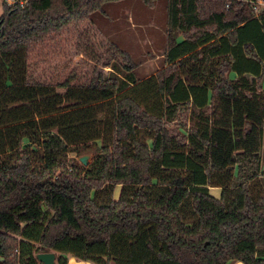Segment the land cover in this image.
<instances>
[{"label":"trees","instance_id":"16d2710c","mask_svg":"<svg viewBox=\"0 0 264 264\" xmlns=\"http://www.w3.org/2000/svg\"><path fill=\"white\" fill-rule=\"evenodd\" d=\"M14 1L0 18V264H264V12L166 0L167 67L139 81L115 43L108 75L69 52L77 34L84 56L91 16L124 0ZM80 148L87 167L69 158Z\"/></svg>","mask_w":264,"mask_h":264},{"label":"rangeland","instance_id":"374dc122","mask_svg":"<svg viewBox=\"0 0 264 264\" xmlns=\"http://www.w3.org/2000/svg\"><path fill=\"white\" fill-rule=\"evenodd\" d=\"M4 3L5 1L0 0V18L5 13ZM123 3H127V6L124 5L125 14L123 7H121L120 17L116 16V18H114V14H111V16L110 14L106 15L105 18L107 21L102 22L106 26L93 20L95 27L101 34L96 33L94 28H90L89 33L81 35L87 44L85 46L84 56H81L77 52L75 43L78 40V35H74L69 49L72 61L74 64H79L83 67L86 62L96 64L95 62L99 59V68L108 75L112 72V69H103L102 67L105 62H109V57L105 53L109 46L108 43L112 42L131 55L135 63L134 74L137 79L155 75L167 67L165 59L162 58L166 53L168 44L167 2L162 0L157 5L155 4L153 8H148V10L145 9L146 7H144L139 0H124ZM261 11H264V7H261L258 12H255L258 14ZM126 16H128V18ZM123 17L124 20H122ZM127 19H132L133 23L128 25ZM93 36H95V38ZM66 39L69 40L70 38L68 37ZM55 64H57V62H41L39 77L44 78V75L52 73ZM146 67L149 71L146 75L142 76V73L146 71ZM88 68L89 66H87V69ZM117 72L118 74H116L118 76H125V73L121 70ZM84 156H89V163L92 161V154L85 152L82 148L74 149V151L69 154V158L79 165H82L80 159ZM260 164L264 167V141L263 148L260 152ZM120 189L121 187L117 188L116 196L119 195ZM211 194L219 198L221 192L211 189Z\"/></svg>","mask_w":264,"mask_h":264},{"label":"crops","instance_id":"0c3cea01","mask_svg":"<svg viewBox=\"0 0 264 264\" xmlns=\"http://www.w3.org/2000/svg\"><path fill=\"white\" fill-rule=\"evenodd\" d=\"M3 1H5V2H7L8 4L11 2V0H3ZM135 1V0H134ZM140 2H141V4L142 5H144V7H146L145 9L146 10H148V8L149 7H147L144 3H142V1L141 0H139ZM160 1H162V0H159V1H157L156 2V5L160 2ZM166 1V0H165ZM124 1H122V2H116V3H109L108 5L106 4L104 7H103V13L101 14V12H96V13H94L91 17H92V20H95V21H98L99 23H102L103 21H107V19L105 18V16L106 15H109L110 14V16H111V14H114V18H116V16L117 17H120L121 16V14H120V11H121V7H123V11H124V14H125V8H124V5L125 6H127V3L126 4H124L123 3ZM109 5H111V6H109ZM131 7V6H130ZM166 8H167V6H166ZM262 12H264V11H261L260 13H258V14H256V16H259ZM127 18H128V16H126ZM130 17H131V14H130ZM103 19V20H102ZM122 20H124V17H123V19ZM128 20V19H127ZM167 20H168V18H167ZM131 23H133V20L132 19H129L128 20V25L130 24L131 25ZM103 24V23H102ZM168 24V23H167ZM109 25V24H108ZM103 26H106L105 24H103ZM123 26V25H122ZM107 30V29H106ZM183 39V37L181 36L180 37V41ZM127 50V49H126ZM128 51V50H127ZM129 52V51H128ZM131 52V51H130ZM166 54V53H165ZM165 54H164V56H162V58H164L165 59ZM165 62H166V60H165ZM148 71H149V69L146 67V71L145 72H143L142 73V76H144V75H146L147 73H148ZM153 76V75H152ZM150 77V76H149ZM137 78V77H136ZM146 78H148V77H146ZM146 78H143V79H137V80H139V81H142V80H144V79H146ZM238 78V75L237 74H235V73H230V79H232V80H235V79H237ZM261 85H262V88L264 89V77H262V79H261ZM212 189H215V190H219V192H221L220 191V189H217V188H212ZM68 264H92V263H90V262H84V261H78L77 259H75L74 257H72V256H68ZM228 264H243L242 262H230V263H228Z\"/></svg>","mask_w":264,"mask_h":264},{"label":"water","instance_id":"95a60500","mask_svg":"<svg viewBox=\"0 0 264 264\" xmlns=\"http://www.w3.org/2000/svg\"><path fill=\"white\" fill-rule=\"evenodd\" d=\"M81 164L84 167H87L89 165V156H84L80 159ZM37 259L42 264H57L56 261V254L51 253H41L37 255ZM3 261V259H2Z\"/></svg>","mask_w":264,"mask_h":264},{"label":"built area","instance_id":"2783aa9c","mask_svg":"<svg viewBox=\"0 0 264 264\" xmlns=\"http://www.w3.org/2000/svg\"><path fill=\"white\" fill-rule=\"evenodd\" d=\"M242 1L243 2H251L252 4H254V9H255L256 12H258L261 7H264V0H256V1H252V0H242ZM15 3L16 2L14 0H11V2L9 3V5H13ZM26 3L27 2H22L21 3V6L23 7Z\"/></svg>","mask_w":264,"mask_h":264}]
</instances>
